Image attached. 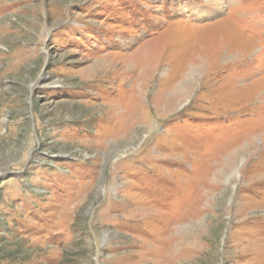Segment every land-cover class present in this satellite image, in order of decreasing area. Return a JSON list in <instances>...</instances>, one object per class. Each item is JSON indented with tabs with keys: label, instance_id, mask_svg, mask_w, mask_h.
Here are the masks:
<instances>
[{
	"label": "rangeland",
	"instance_id": "obj_1",
	"mask_svg": "<svg viewBox=\"0 0 264 264\" xmlns=\"http://www.w3.org/2000/svg\"><path fill=\"white\" fill-rule=\"evenodd\" d=\"M220 3L0 0V264H264V0Z\"/></svg>",
	"mask_w": 264,
	"mask_h": 264
},
{
	"label": "bare ground",
	"instance_id": "obj_2",
	"mask_svg": "<svg viewBox=\"0 0 264 264\" xmlns=\"http://www.w3.org/2000/svg\"><path fill=\"white\" fill-rule=\"evenodd\" d=\"M213 1L216 2V3H218V4L221 2V0H213Z\"/></svg>",
	"mask_w": 264,
	"mask_h": 264
}]
</instances>
